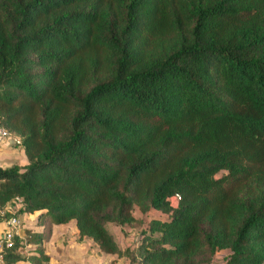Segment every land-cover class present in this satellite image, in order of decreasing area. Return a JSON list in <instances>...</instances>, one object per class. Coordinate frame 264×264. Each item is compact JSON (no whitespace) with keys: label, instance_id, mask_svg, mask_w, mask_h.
I'll return each instance as SVG.
<instances>
[{"label":"trees","instance_id":"1","mask_svg":"<svg viewBox=\"0 0 264 264\" xmlns=\"http://www.w3.org/2000/svg\"><path fill=\"white\" fill-rule=\"evenodd\" d=\"M0 128V221L43 226L0 264L70 220L126 264H264V0H0Z\"/></svg>","mask_w":264,"mask_h":264},{"label":"crops","instance_id":"2","mask_svg":"<svg viewBox=\"0 0 264 264\" xmlns=\"http://www.w3.org/2000/svg\"><path fill=\"white\" fill-rule=\"evenodd\" d=\"M7 142L11 143L9 140ZM33 214L35 215L34 227H31L30 224L23 223L21 226L22 228L19 230L21 235H23L24 229H29L32 232L42 231L43 226L37 222L38 212H34L32 214L24 213L20 215L19 218L21 221H25ZM3 228L4 224L0 221V234L3 231ZM64 235H66V238L69 239L68 241L64 239ZM70 236H72V240ZM117 245L119 246L118 242ZM29 247L31 248L30 245ZM42 247L44 253L48 257L47 261L42 264H100L99 255L101 254L109 255L111 257L114 256V258L117 257L115 254H104L100 252L96 244L90 239H82L80 241L77 240V230L74 220H70L62 224L51 225L48 239L43 241ZM119 248L122 249L123 247L121 248L119 246ZM117 258L121 259L123 263L125 262L124 264L127 263L123 257ZM21 264L27 263L21 262Z\"/></svg>","mask_w":264,"mask_h":264},{"label":"rangeland","instance_id":"3","mask_svg":"<svg viewBox=\"0 0 264 264\" xmlns=\"http://www.w3.org/2000/svg\"><path fill=\"white\" fill-rule=\"evenodd\" d=\"M26 160L22 153L21 148L14 144L9 143L7 140H0V166H9L12 164H18L20 166L25 165ZM132 214L136 218L143 219L146 221L147 216L139 214V212L134 208L132 210ZM159 216V213L156 211H152L148 214V216ZM73 222V221H72ZM30 224L31 227H34L35 225V215H31L27 218V220L21 222L20 228H22V224ZM107 229L113 234L114 239L118 242L119 246L122 248L126 244H130L134 238L137 237V234L140 230V225H132V226H123L119 227L114 224H107ZM72 240V236H70ZM64 239L68 241L69 239L66 238V235H64ZM65 241V242H66ZM101 254V253H100ZM228 254V251L223 250L219 251L214 254L212 260L210 261V264H222ZM100 264H124L121 259H118L117 257L114 258V256L109 255H99Z\"/></svg>","mask_w":264,"mask_h":264},{"label":"built area","instance_id":"4","mask_svg":"<svg viewBox=\"0 0 264 264\" xmlns=\"http://www.w3.org/2000/svg\"><path fill=\"white\" fill-rule=\"evenodd\" d=\"M0 140H9L11 143H17L18 140L11 138L10 135L3 129L0 128ZM179 196L174 194L169 198L170 204L175 205ZM19 199H16V204L19 202ZM21 219L17 216H11L7 220L3 221L4 228L0 234V250L2 246L10 247L12 245V238L14 234H18L21 225Z\"/></svg>","mask_w":264,"mask_h":264}]
</instances>
